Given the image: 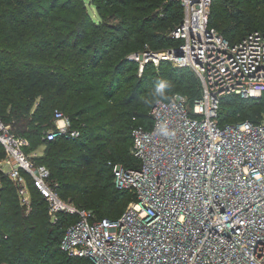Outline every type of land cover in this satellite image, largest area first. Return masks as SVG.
Wrapping results in <instances>:
<instances>
[{
    "label": "built area",
    "instance_id": "2783aa9c",
    "mask_svg": "<svg viewBox=\"0 0 264 264\" xmlns=\"http://www.w3.org/2000/svg\"><path fill=\"white\" fill-rule=\"evenodd\" d=\"M215 0H180L184 17L171 37L181 44L164 51L145 47L128 60L143 75L149 64L192 68L201 96L191 107L175 94L150 111L153 125L132 130V154L141 165L113 166L118 190L136 200L118 219L97 220L61 198L46 166L26 153L28 139L0 118L6 171L30 213L29 175L48 204L50 221L77 216L60 248L83 264H264V120L220 124L221 101L264 94V30L231 42L210 27ZM180 49L181 56L175 51ZM43 141L75 140L81 131L56 110ZM0 181V190H1Z\"/></svg>",
    "mask_w": 264,
    "mask_h": 264
},
{
    "label": "trees",
    "instance_id": "16d2710c",
    "mask_svg": "<svg viewBox=\"0 0 264 264\" xmlns=\"http://www.w3.org/2000/svg\"><path fill=\"white\" fill-rule=\"evenodd\" d=\"M217 1L211 6L209 25L213 28L211 19L218 20L215 27L229 41L264 30V10L254 6L232 15L226 8L213 14ZM99 2L108 3L106 9L112 2L119 10L123 8L120 25L96 24L84 0H0V111L7 115L3 120L11 124L12 132L30 142L27 154L44 146V155L36 163L49 169L50 183L58 184L63 200L79 209L94 210L97 220H114L136 200V194L116 188L113 166L140 167L132 154V130L153 125L150 111L156 101L148 112L140 111L148 108L141 104L142 95L149 91L170 100L178 94L172 93L176 86L175 91L187 93L194 101L201 96V83L170 72L165 75L169 83L161 81L149 90L146 78L153 64L140 76L138 65L126 58L129 51L136 52L146 44L162 48L165 43L167 49L181 44L171 37L184 17L179 2L180 11L174 10L176 3L165 0H92L101 18L104 7ZM234 3L241 4L238 0ZM163 63L174 68L170 62ZM126 84H130L128 91L118 97ZM262 99L264 105V94ZM228 101L249 106L256 100L224 97L220 124L229 123L225 119L246 108L234 104L232 109H224ZM56 110L81 131L78 139L43 141L44 132L54 128ZM5 157L0 144V160ZM26 177L33 206L29 214L21 206L15 184L0 172V264H83L60 248L67 229L78 217L62 214L53 224L45 198L32 178Z\"/></svg>",
    "mask_w": 264,
    "mask_h": 264
},
{
    "label": "rangeland",
    "instance_id": "374dc122",
    "mask_svg": "<svg viewBox=\"0 0 264 264\" xmlns=\"http://www.w3.org/2000/svg\"><path fill=\"white\" fill-rule=\"evenodd\" d=\"M91 1L92 0H84L85 4L87 6L88 13L90 14L91 18L93 19V21L96 24H100V23H103V22L107 21V23H109V25H114V26L120 25V23H121L120 15H123V12H122L123 11V8H122V10H119V7L115 5V2H112V5H109L110 8H107L106 9L105 6L108 5V3L106 4L105 2L104 3L99 2L100 5H102V7H104V18H101L100 15L97 12V9H96L95 5H93L91 3ZM165 2L166 3L167 2H174V3H176V7L177 8H174V10L177 9L178 11H180V9L178 7L179 6L178 5V2L181 4L180 0H165ZM238 2H240L241 4H235L234 3V0H221V1L219 0V1H217V5L215 6V8L213 10V14L218 13L221 10H224L226 8H227V11L230 14H232V15L233 14L234 15L235 14H239V12L241 13V9H242V11L250 10L254 6H257L258 10H260V11L264 10V0H238ZM181 6H182V4H181ZM241 7H244V8H241ZM182 8H183V6H182ZM211 21H212L213 28L220 35H222L221 31L215 27V25L218 22V20L211 19ZM259 29H262V27H259ZM246 33H248V32H246ZM145 43H149L150 44V42L148 40H145ZM166 45L167 44L164 43L162 45V48L161 47L160 48H152L150 45L146 44L144 46V48L145 47H148L149 49H151L153 51L159 52V51L166 50L167 49V48H165ZM121 47H122V45H121ZM143 49L139 48L138 51H141ZM131 51H133V50H131ZM131 51L128 52L129 54L126 56L127 59L132 54ZM111 55H113V54L111 53ZM109 57H110V54H109V56L106 57V59H108ZM177 69H179V67L171 68L170 66L165 65L163 62H161V63H159L157 65L153 64V66H150L149 69H148V74H147L148 79L146 78V81H148V82H147L146 88H148L149 90H150L151 87L156 88V87H158L161 84V81H164V83H169L168 80L165 79V75L168 76L170 72L171 73L173 72V76H176L175 73H179L181 76H184L185 77V79H184L185 81L190 80V79H196V78H197V80H200L199 76L196 74V72L192 68H188L189 70H182V71L181 70L178 71ZM200 83H201V80H200ZM184 86H185V83L181 84L180 87L183 88ZM129 87H130V84H126L124 86V88H123L124 89V92H123V90H120V92L118 93V97H121V95H123L124 93H126L128 91V89H129ZM201 89H202V86H201ZM175 90H176V86H174V88L172 90V93L173 92L174 93H178L180 95H183L186 98H189V100L191 102L193 101V98L190 97V95H188L187 93H185L183 91H175ZM1 93H2V89H0V96L2 95ZM262 97H263V95L260 96V97H258V98H253L256 101H255L254 104H251L249 106L244 105L242 101H228V102H226L224 109H232V107H233L234 104L235 105H239L240 104L241 106L244 105V106H246V108H242L238 114L233 115L232 117H228L225 120L227 122H229V123H235V122H239V121H243V120H249V119H256L258 121H263L264 120V105H263V99H262ZM167 98H161V97L155 95V93H152V92L147 91L146 93H144L142 95V98H141L142 99V103L141 104L144 105V106L148 104V108L141 107L140 108V111L148 112L150 105L154 101L157 102L158 100H167ZM194 102H195V100L192 102V104L190 102H188V103L192 107L193 104H194ZM5 106H6V104L3 102V109L5 108ZM229 107H231V108H229ZM130 110H132V109L130 108ZM223 111H225V110H223ZM0 115H2V116H0L2 119H6V116L7 115L4 113L3 110L0 111ZM128 122H129V120H128ZM8 124L11 126L10 123H8ZM13 128H14V126H13ZM43 149H44V146L41 147V148L36 149L35 151L32 150L30 152L29 156L31 157V161H33L35 164H37L38 163L37 160L40 159V158H42V156L44 155ZM35 158H36V161H35ZM5 160H6V158L0 160V169H3V170L6 171L7 168L5 166H7V165L5 164ZM3 162H4V165L5 166H3ZM54 184H56V183H54ZM2 185H3V182H1V186ZM29 194H30V191H29ZM29 197H30V200H31L30 209H33L32 208L33 206H32L31 194L29 195ZM81 208L86 209L87 211H90L91 213L94 214L95 217H98V214L94 210H92L90 208H85V207H81Z\"/></svg>",
    "mask_w": 264,
    "mask_h": 264
},
{
    "label": "water",
    "instance_id": "95a60500",
    "mask_svg": "<svg viewBox=\"0 0 264 264\" xmlns=\"http://www.w3.org/2000/svg\"><path fill=\"white\" fill-rule=\"evenodd\" d=\"M176 56H181L182 55V51L180 49L176 50L175 52Z\"/></svg>",
    "mask_w": 264,
    "mask_h": 264
},
{
    "label": "crops",
    "instance_id": "0c3cea01",
    "mask_svg": "<svg viewBox=\"0 0 264 264\" xmlns=\"http://www.w3.org/2000/svg\"><path fill=\"white\" fill-rule=\"evenodd\" d=\"M43 151H44V149H43Z\"/></svg>",
    "mask_w": 264,
    "mask_h": 264
}]
</instances>
